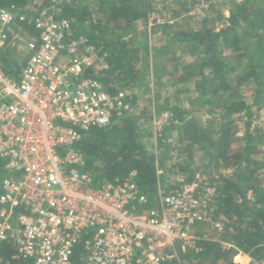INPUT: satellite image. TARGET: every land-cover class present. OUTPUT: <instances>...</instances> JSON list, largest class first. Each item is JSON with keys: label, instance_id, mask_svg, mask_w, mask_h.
<instances>
[{"label": "built area", "instance_id": "2783aa9c", "mask_svg": "<svg viewBox=\"0 0 264 264\" xmlns=\"http://www.w3.org/2000/svg\"><path fill=\"white\" fill-rule=\"evenodd\" d=\"M63 2L36 13L0 7V244L33 264H76V253L82 264H172L179 244L201 252L207 176L157 169L149 195L137 171L98 184L87 169L84 136L136 108L131 89L104 86L109 54L60 16ZM20 44L29 55L12 77L2 56ZM170 123L172 113L156 115L150 131L162 137Z\"/></svg>", "mask_w": 264, "mask_h": 264}, {"label": "rangeland", "instance_id": "374dc122", "mask_svg": "<svg viewBox=\"0 0 264 264\" xmlns=\"http://www.w3.org/2000/svg\"><path fill=\"white\" fill-rule=\"evenodd\" d=\"M33 1L35 2L31 4H34L36 8H32L31 11L36 13L41 0ZM245 1L246 0H64L62 5L69 4L74 11L82 15L81 21H74L77 29H79L81 33L90 31L93 25L96 24L100 25L101 29L116 31L115 35L118 37L121 36L124 39H128V41H134V44L128 47L129 50L133 51L131 60H134L133 65H135L134 67L138 69L139 73L135 75V79H133L134 83H147L152 78L154 81L155 78L157 79L159 77L160 73L164 74L166 71L167 74L165 76L168 81L172 79L174 81L180 80V84L177 83L176 88L182 91L180 92L181 96L185 95L184 90L187 96L189 94L192 96L188 98L185 95L186 100L179 106L185 109L190 107V111L192 110V112L187 111L188 113H191L202 123L206 121L203 124H199L198 122H195L196 124L194 123L198 133L196 136L197 138L203 139L204 134L202 129L204 127V131L210 134L213 140L217 141V137H219L217 133L225 126L226 121L223 122L222 119L219 120L212 116L207 117V114H224L225 109H222L221 103L223 98L228 95H233L236 99L241 98L243 102L251 105L252 117H249L244 111L241 114L233 116L232 120L229 119L228 122L231 126L227 127L230 128V136L224 139V141L229 145L227 150L229 157L236 153H244L247 157L246 160L256 167L259 176L256 175L251 179L242 178L240 181H236L238 186L234 192L237 205L245 202L247 207L254 208L257 198L256 191H264V103L254 104L255 88L246 84L245 86L232 89L231 91H221L217 100L214 97L215 100L211 101L213 104L204 101V106H202V101H200V99L203 96L199 94L197 89H200V84L203 81L201 79L203 49H199V47L195 46H188L187 44L172 47L171 45L173 43L170 42L168 38V36H172V33L176 31L199 32L203 29L213 28L217 30L223 28L229 24L227 19L231 11L237 6L244 4ZM251 2L253 6L252 8L250 7L249 14L251 18L258 19L256 20L261 27H259L260 29L257 30V33L260 38L258 39L252 31L246 32L245 29H248V24H244L242 28L239 29V34L243 41H248L247 46L249 47L250 53L254 55L255 61L261 63L264 67L263 50L261 49V55H258L259 48H257L259 44L264 45V0H251ZM125 6H128L129 10H134L135 12H127ZM114 9L118 11L116 17L111 15ZM147 13V19L143 20L142 15H146ZM139 18H142L140 19L141 21ZM130 26L133 27V30L130 29ZM219 31L220 30L217 32ZM99 33H101V31H99ZM108 34L109 33H107V37ZM217 43L216 51L219 57L221 59L224 57L228 59V61H226L227 66L223 68V73L226 75L225 79H227L228 82H232L234 73L240 74L247 69V61L239 57H233L234 51L230 48L231 42H229V39L226 40L225 37H222ZM103 45L105 44L100 43L101 47ZM172 49H177L176 51L180 53H177L175 59L174 57L168 58L170 56V51H173ZM28 55L29 51L27 47L24 44H20V46L14 49L10 48L5 51L2 56V61L7 68L11 67L10 63L12 61H15L21 66V64L26 61ZM180 55L184 57V64L179 60ZM190 63L194 64L190 65ZM186 65L188 67H183ZM123 73L126 75L129 74V68H126ZM214 75V72L210 68L205 75L209 80L207 84L209 86L207 91L208 95L211 94L209 92H212V87L217 90L218 87L224 86V84L218 85V82L215 84L212 83ZM148 84L150 89L148 87L144 89L129 87L133 92V97L138 98L133 105H135L136 108L134 118L137 119V123L140 126L138 128L143 133V136L138 141L139 144L143 149L148 151L156 161V168L164 171L166 174L178 171L190 175L191 179L199 172L207 176L208 181H206V184L208 188H206L212 194L210 195L211 201L209 202L210 209L206 212L204 222L199 224L195 229L196 241L198 242L202 239H206L213 244L228 248L234 247L230 244L232 242L226 243L224 240V238L228 236L227 232L229 231L227 228L228 218L222 214L223 210H220L218 207V181L220 177H226L235 181V168H227L225 163L222 162L221 157L218 156L217 153L215 155L214 149L211 150V148H209L202 151H192L187 145L179 144L178 138L182 136L183 131H179L178 136L176 133L173 136L171 131L173 130L174 124L172 123L166 127V129L171 128V131L166 133L168 135L165 134V129L163 136L156 138L150 131V124L154 116H161L163 113L167 112L165 111V107L169 105L163 103L160 108H158L157 101L159 99L158 97H160L161 101L169 99L167 96L169 95L167 94L169 93V89L168 87L164 90L161 89L163 88V86H159L162 84L161 81L150 82ZM193 85L197 89H195ZM156 86L158 87L157 89ZM170 101H174V103L177 101L176 93ZM206 105L209 109L212 107L213 109H207L208 112L204 111ZM217 105L219 108L215 109ZM163 106L164 108H162ZM214 109L216 112L213 111ZM136 113L140 114L138 115ZM144 127H148V129L146 130ZM184 135L187 137L186 133ZM173 139H176L178 145H172ZM186 140L189 142L188 139ZM243 194H245L244 197L242 196ZM245 196L246 200H244ZM247 219L245 221H247ZM230 232H234L233 228L230 229ZM232 236L233 234L229 235L230 238ZM193 247L194 245L187 246L179 244L177 247L178 256L180 258L179 262L175 261V263L172 264H201V262H197L199 260L195 262L181 257L183 254H187L189 252L188 250H194ZM211 256L215 257V255ZM213 257H210L204 264L215 263ZM221 259L222 257L220 256V258H218V260H220L218 264L229 262L237 264H264L262 252L257 251H239ZM0 264H2L1 261Z\"/></svg>", "mask_w": 264, "mask_h": 264}, {"label": "trees", "instance_id": "16d2710c", "mask_svg": "<svg viewBox=\"0 0 264 264\" xmlns=\"http://www.w3.org/2000/svg\"><path fill=\"white\" fill-rule=\"evenodd\" d=\"M34 2L33 0H0V7L6 8L10 7V5H21L24 7L27 6L29 10H31V8H36L34 4H31ZM251 3V0H246L244 4L234 8L227 19L229 24L223 28L217 30L209 28L199 32L176 31L172 33V36H168L173 42L203 49V62L201 64V79L203 81L200 84V93L203 98L206 96L209 88L207 85L209 80L205 75L210 68L215 74L212 83L215 84L218 82V85L224 84L223 87H218L217 90L214 87L211 88L212 92L210 93L214 96L221 91H231L232 89L248 84L255 88L254 104L264 103V67L261 63L255 61L254 55L250 53L249 47L247 46L248 41H243L239 34V29H241L244 24H248V29H245L246 32L252 31L258 39L260 38L257 33V30L261 27L257 21L258 19L251 18L249 14L250 7L252 8L253 6ZM51 4L52 0H41L37 12ZM125 9L127 12H135L134 10H129L128 6H125ZM60 10L61 17L67 18L73 22L75 20H82V15L74 11L69 4L62 5ZM117 12V9H114L111 15L116 17ZM147 16L148 13L142 15L143 20L147 19ZM142 18H139V20ZM74 25L76 26L75 22ZM130 29L133 30V27L130 26ZM77 30L81 33L79 29ZM218 30L220 31L217 32ZM99 31H101V33H99ZM115 32L116 31L110 29H101L100 25L95 24L90 31L83 33L90 38L92 43L98 44L99 47L100 43L105 44L103 45L104 47H102L109 54L108 60L110 69L103 74L101 80L107 90L113 94H116L121 88L141 86L134 83L133 79H135V75L139 73L138 69L133 65L134 60H131L133 51L128 49L130 45L134 44V41H128V39H124L121 36L118 37L115 35ZM107 33H109L108 37ZM222 37H225L226 40L229 39V42H231L230 48L234 51L233 57H239L247 61L248 64L247 69L242 73H234L232 82H228V80L225 79L226 75L223 73V68L227 66L226 61H228V59L226 57L221 59L216 51L217 42ZM257 48H259L258 55H261V49L263 50L262 53H264V45L259 44ZM10 66V68H7L6 65L4 66L5 72L12 77L18 76L21 70L20 65L12 61ZM126 68H129V74L127 75L123 73ZM233 97V95H228L223 99L226 101L227 113L233 115L241 114L245 111L249 117H252L251 105L243 102L241 98H235L233 101ZM137 100L138 99L135 97L132 99L133 103ZM202 106H204V101H202ZM175 118L180 122V120H183V114L178 113L175 115ZM228 119H231V116H228ZM186 126L189 128L186 131L189 142L199 143L204 149H214L215 155L217 153L218 156L221 157L222 162L225 163L227 168H235V181L226 177H220L218 181V207L220 210H223L222 214L228 218L227 228L229 231L227 232L228 236L225 237L224 240L226 243L232 242L230 244L234 247L228 248L202 239L197 242V248H200L201 252L188 250L189 252L183 254L181 257L195 262L199 260L197 262H201V264H204L210 257H213L211 255H215V257H213L215 263L212 264H218L220 261L218 258H220V256L223 259V257H227L239 251L262 252V257H264V191H256L257 198L254 208L247 207L245 202L239 205L236 204V198L234 197L235 189L238 186L236 181H240L242 178L251 179L258 174L256 167L246 160L247 157L244 153H236L230 157L228 156L227 150L229 145L225 143L224 139L230 136V128L227 126L231 125L226 123L225 126L221 128V131L217 133L219 134L217 141L213 140L210 134H207L206 131L203 130V139L197 138L196 136L198 133L195 129L196 126L192 124V122L188 123ZM138 127L140 126L135 118L117 120L107 130H91L78 144L86 157L87 169L95 174V181L98 184H103L105 182L116 184L122 182L131 172L137 171L140 186L149 195L155 192L158 179L155 165L156 161L152 158L150 153L139 144L138 141L143 136V133ZM169 131H171V128H167L165 134ZM244 195L245 194L242 196L244 197ZM244 200H246V196ZM246 219L247 221H245ZM231 228L234 230L233 233L230 232ZM230 234H233L231 238L229 237ZM0 261L2 264H33L32 261L22 257L18 250L8 243L0 244ZM75 263L82 264L78 253H76L75 256ZM225 264L237 263L229 262Z\"/></svg>", "mask_w": 264, "mask_h": 264}, {"label": "crops", "instance_id": "0c3cea01", "mask_svg": "<svg viewBox=\"0 0 264 264\" xmlns=\"http://www.w3.org/2000/svg\"><path fill=\"white\" fill-rule=\"evenodd\" d=\"M170 42H172L173 44L171 45L172 47H178L177 45H179V46H183L182 44H178V43H176V42H173V41H171L170 40ZM171 47V48H172ZM173 51H170V56L168 57V58H171V57H174V59H175V57H176V55H177V53H179L178 51H176L177 49H172ZM166 53H168V52H166ZM180 54V53H179ZM178 54V55H179ZM179 60L184 64V57H181V55L179 56ZM179 61V62H180ZM180 62V63H181ZM192 62V61H191ZM181 63V64H182ZM192 64H194V63H192ZM191 63H190V65H192ZM183 67H188L187 65L186 66H183ZM189 67H191V66H189ZM167 74V71L163 74V73H160V75H159V77L156 79H154V81H153V78L152 79H150L147 83L146 82H140L139 84H137V85H141V86H139V87H136V88H141V89H144V88H146V87H148L149 89H150V87H149V84L148 83H153V82H159V81H161L162 82V84L161 85H159V86H163V88H161V89H165V88H167L168 87V89H169V93H167V94H169V95H167L168 96V98L169 99H166V101H161L160 100V97H158L159 99H158V101H157V106H158V108H160V106L163 104V103H166V104H168L169 106H166L165 107V111H167V112H170V113H172L173 114V123L172 124H174L173 126V130L171 131V134L173 133V136H174V134L176 133V135L178 136V132L179 131H183V133H182V136L180 137V138H178L179 139V144H183V145H187L188 146V148L190 149V150H192V151H202V150H205L204 148H202V145L201 144H199V143H192L191 141L190 142H188L186 139H187V137L184 135L185 133H186V131L189 129L186 125L188 124V123H190V122H192V124H194L195 122H198L199 124H201L202 122L201 121H198V119L196 118V117H194L191 113H188L187 111H189V112H192V110L190 111V107H188V109H185V108H182L181 106H179L181 103L183 104V101H185L186 100V91L184 90V93H185V95H183V96H181V94H180V92H182V91H180V90H177L178 88H176V84L178 83V84H180V80H178V81H174L173 79L172 80H170V81H168V79H166V75ZM144 79V78H143ZM183 81V80H182ZM181 81V82H182ZM184 81H185V79H184ZM183 83V82H182ZM146 84V85H145ZM148 84V85H147ZM185 84V83H184ZM196 84V83H195ZM193 87H194V85H193ZM128 89H130L129 87H127ZM158 87L156 86V89H157ZM195 89H197L196 87H194ZM193 88V89H194ZM154 89H155V87H154ZM161 89H159V90H161ZM179 89H180V87H179ZM187 89V88H186ZM182 90V89H181ZM198 90V92H199V94H201L200 93V89H197ZM176 93V95H177V101H175V103H174V101H170L171 100V98H173V96H174V94ZM210 93V92H209ZM191 94H189L187 97L188 98H191ZM195 96V95H194ZM218 96H219V94H216L215 96L214 95H211V94H206V96L203 98V97H201V99H200V101L202 100V101H208V103H211V101H213V100H217V98H218ZM181 97V98H180ZM214 97H215V99H214ZM235 96L233 97V101L235 100ZM138 99V98H137ZM224 99V98H223ZM222 99V101H221V103H222V109H226L225 110V113L224 114H213V115H208L207 114V117H209V116H212V117H216L217 119H222L223 120V122H225L226 121V123H229L228 121H229V119H228V116H231V120H232V118H233V116H235L236 114H228L227 113V106H226V101L225 100H223ZM211 104H213V103H211ZM208 105H210V104H208ZM162 108H164V106L162 107ZM219 108V106L217 105L216 106V108L215 109H218ZM168 109V110H167ZM207 109H209L208 108V106L206 105L205 106V110L204 111H206V112H208V110ZM211 109H213V107L211 108ZM211 109H209V110H211ZM213 110L214 112H216V110ZM178 111H180V112H178ZM178 113H180V114H183L184 116H183V120L181 121L180 120V122H179V120L177 119V118H175V115L176 114H178ZM159 115V114H158ZM161 115V114H160ZM150 121V120H149ZM204 122H206V121H204ZM203 122V123H204ZM176 123H178V124H176ZM202 123V124H203ZM196 124V123H195ZM177 126H179V127H177ZM193 126V125H192ZM203 131L205 130V128L203 127V129H202ZM172 145H178V143H177V141H176V139L174 140L173 139V143H172ZM175 150V149H174ZM176 151V150H175ZM193 161H194V159H193Z\"/></svg>", "mask_w": 264, "mask_h": 264}]
</instances>
